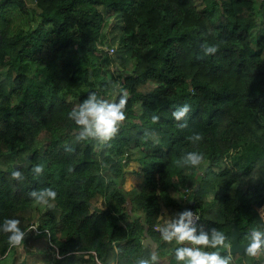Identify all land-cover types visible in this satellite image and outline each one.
Wrapping results in <instances>:
<instances>
[{
	"label": "trees",
	"instance_id": "obj_1",
	"mask_svg": "<svg viewBox=\"0 0 264 264\" xmlns=\"http://www.w3.org/2000/svg\"><path fill=\"white\" fill-rule=\"evenodd\" d=\"M112 17L125 54L117 72L100 49ZM205 43L218 51L203 56ZM93 92L109 102L128 95L110 146L79 140L68 117ZM184 104L191 111L180 129L172 113ZM194 133L203 137L195 144ZM188 152L203 162L178 167ZM132 161L143 181L125 190ZM16 170L23 181L12 179ZM46 188L57 196L43 212L30 193ZM263 207L264 0H0V225L20 220L24 242L49 239L68 264H98L93 251L104 264H138L151 252L146 233L174 255L179 245L159 228L191 210L198 231L227 237L228 248L204 250L264 264V254L229 251L233 223L242 243L264 231ZM16 248L0 231V264Z\"/></svg>",
	"mask_w": 264,
	"mask_h": 264
},
{
	"label": "clouds",
	"instance_id": "obj_2",
	"mask_svg": "<svg viewBox=\"0 0 264 264\" xmlns=\"http://www.w3.org/2000/svg\"><path fill=\"white\" fill-rule=\"evenodd\" d=\"M203 56L214 55L218 48L207 43L201 45ZM128 102L127 93L119 96L118 101L109 102L106 99L99 98L95 92L90 93L87 99L74 108L68 117L73 120L80 128L79 140L92 139L101 145H109L117 136L119 129L126 120V106ZM191 106L184 104L172 113V117L177 122L180 129L188 126V114ZM152 123L159 121V117L152 116ZM149 135L148 133L145 134ZM188 139L197 143L203 139L199 133H194ZM203 155L199 152H188L176 161L178 167L191 166L198 167L203 162ZM43 165H35L32 172L40 176L43 174ZM71 171V169H69ZM13 180L23 181L24 176L21 171L16 170L11 174ZM31 198L37 205L50 206L51 201H55L56 192L51 188L33 191L30 193ZM264 218V211L260 213ZM199 217L191 210H185L170 218L163 227H158L161 239L169 244L176 242L178 247L175 248L174 256L177 264H232V256L222 255L220 251H206L204 249H221L228 248L225 234L216 228L205 231L203 228H197L196 222ZM20 220L6 219L0 225V231L7 234V243L10 247H19L26 237V233L20 227ZM35 229V228H33ZM250 243L245 248V255L255 260L261 254H264V231L259 228H253L249 233ZM138 264H160L159 255L155 251L149 253L146 259H140Z\"/></svg>",
	"mask_w": 264,
	"mask_h": 264
},
{
	"label": "rangeland",
	"instance_id": "obj_3",
	"mask_svg": "<svg viewBox=\"0 0 264 264\" xmlns=\"http://www.w3.org/2000/svg\"><path fill=\"white\" fill-rule=\"evenodd\" d=\"M198 4L200 6L203 5L204 0H197ZM30 7H35V0H27ZM101 9L107 14L108 10L101 7ZM114 19L115 23H113V27L109 28L108 30V37L107 40L109 43H105L100 45V49L103 51H109L110 47H115V52L113 54L108 53L109 56H111L114 59V62L112 63V68L115 72L120 71L123 68V62L122 59H124V51L119 48L117 42H114V39H118L119 29L117 24L119 23L117 18L112 17ZM98 57H102L103 52L98 51L96 53ZM140 112V107L135 106V109L132 111L131 115H133L135 118L138 117ZM235 150L231 153H234ZM226 163H230L231 160L229 156L225 157ZM139 169V166L137 162L132 161L128 167V173L126 180L123 184V188L125 190L132 189L137 183H140L142 180L141 175L138 177L137 173H133V170ZM143 181V180H142ZM141 181V182H142ZM94 202L99 207L103 206V200L101 197H98L94 199ZM41 210L45 211V205H40ZM260 211H264V207ZM168 217V215H167ZM37 223V222H36ZM35 223V224H36ZM34 228V227H33ZM53 242L51 240H40L36 241L35 239H32L29 242H23L19 247L13 250V252L8 255L6 258L2 259L1 264H68L62 257H59L60 255L57 254L56 248L53 249L52 246ZM62 258V259H61Z\"/></svg>",
	"mask_w": 264,
	"mask_h": 264
},
{
	"label": "water",
	"instance_id": "obj_4",
	"mask_svg": "<svg viewBox=\"0 0 264 264\" xmlns=\"http://www.w3.org/2000/svg\"><path fill=\"white\" fill-rule=\"evenodd\" d=\"M19 165H22V164H15V166H19ZM232 227H233L232 228V242L229 246V251L231 253H242L250 242L248 243L240 242L239 238L242 233L240 226L237 225L236 223H233ZM143 244L147 251L156 250V241H154V239L151 237L149 233L145 234V237L143 239Z\"/></svg>",
	"mask_w": 264,
	"mask_h": 264
},
{
	"label": "crops",
	"instance_id": "obj_5",
	"mask_svg": "<svg viewBox=\"0 0 264 264\" xmlns=\"http://www.w3.org/2000/svg\"><path fill=\"white\" fill-rule=\"evenodd\" d=\"M139 176L140 175H138V177ZM142 180H143V178H142ZM155 252L159 255V258H160L161 262H164L166 264H172L173 259H174L173 258L174 255L172 253V249L171 248H169L168 246L159 245L156 242V250H155Z\"/></svg>",
	"mask_w": 264,
	"mask_h": 264
},
{
	"label": "built area",
	"instance_id": "obj_6",
	"mask_svg": "<svg viewBox=\"0 0 264 264\" xmlns=\"http://www.w3.org/2000/svg\"><path fill=\"white\" fill-rule=\"evenodd\" d=\"M109 52H110V54H113L114 52H115V48H110L109 49ZM193 213H195L198 217H199V220H200V215H199V213H197V212H193ZM199 220L196 222V224L198 225L199 224ZM33 227L36 229V227H37V225H33ZM156 228H158V226H156ZM56 251H57V254H59V250H58V248H56ZM94 253H95V259L97 260V262H98V264H104V263H102L101 261H100V259L98 258V256L96 255V252L95 251H93Z\"/></svg>",
	"mask_w": 264,
	"mask_h": 264
}]
</instances>
